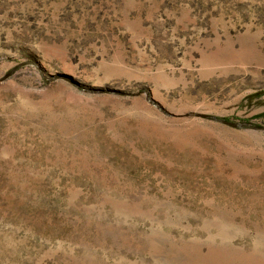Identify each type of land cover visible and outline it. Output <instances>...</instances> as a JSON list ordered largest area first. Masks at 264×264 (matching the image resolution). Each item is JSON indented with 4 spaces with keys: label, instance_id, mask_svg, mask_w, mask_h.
<instances>
[{
    "label": "rangeland",
    "instance_id": "1",
    "mask_svg": "<svg viewBox=\"0 0 264 264\" xmlns=\"http://www.w3.org/2000/svg\"><path fill=\"white\" fill-rule=\"evenodd\" d=\"M0 264H264V0H0Z\"/></svg>",
    "mask_w": 264,
    "mask_h": 264
},
{
    "label": "trees",
    "instance_id": "2",
    "mask_svg": "<svg viewBox=\"0 0 264 264\" xmlns=\"http://www.w3.org/2000/svg\"><path fill=\"white\" fill-rule=\"evenodd\" d=\"M242 123H244V124H246V125H249V124H251L249 121H247V120H242Z\"/></svg>",
    "mask_w": 264,
    "mask_h": 264
},
{
    "label": "water",
    "instance_id": "3",
    "mask_svg": "<svg viewBox=\"0 0 264 264\" xmlns=\"http://www.w3.org/2000/svg\"><path fill=\"white\" fill-rule=\"evenodd\" d=\"M230 124H232V123H230ZM233 125V124H232ZM234 125H239V124H234Z\"/></svg>",
    "mask_w": 264,
    "mask_h": 264
}]
</instances>
